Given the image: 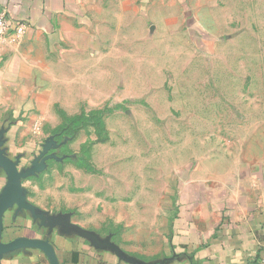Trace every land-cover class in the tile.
<instances>
[{"label":"rangeland","instance_id":"rangeland-1","mask_svg":"<svg viewBox=\"0 0 264 264\" xmlns=\"http://www.w3.org/2000/svg\"><path fill=\"white\" fill-rule=\"evenodd\" d=\"M70 39L56 113L102 123L75 121L67 160L27 178L29 198L153 259L179 177L264 159V0L111 2Z\"/></svg>","mask_w":264,"mask_h":264},{"label":"crops","instance_id":"crops-1","mask_svg":"<svg viewBox=\"0 0 264 264\" xmlns=\"http://www.w3.org/2000/svg\"><path fill=\"white\" fill-rule=\"evenodd\" d=\"M111 2L122 8L127 0H0V12L14 26L27 24L23 36L13 30L0 39V129H8L5 147L12 158L22 157L21 166L30 165L41 150L48 137L44 127L55 131L62 124L54 86L65 45L110 10ZM232 178L203 171L179 177L171 196L166 246L153 259L139 258L147 262L169 258L166 264H260L264 159L245 164ZM6 181L0 170V192ZM24 185L29 198L30 189ZM22 236L49 238L60 264H129L77 235H63L58 229L49 235L28 211L16 217L15 209H10L4 217L3 240ZM2 264L51 263L40 249L28 248L5 256Z\"/></svg>","mask_w":264,"mask_h":264},{"label":"water","instance_id":"water-1","mask_svg":"<svg viewBox=\"0 0 264 264\" xmlns=\"http://www.w3.org/2000/svg\"><path fill=\"white\" fill-rule=\"evenodd\" d=\"M8 129H0V170L6 173L7 181L0 192V264L5 256L20 250L36 248L43 251L51 264H60L56 248L49 238L17 237L11 241L3 240L4 217L8 210L15 209V216L28 211L40 227L49 229L51 235L56 229L63 235H77L86 239L98 250H106L114 253L121 261L129 264H166L170 259L164 258L158 262H147L135 255L126 252L113 240V235L102 236L98 232L87 229L73 221L72 212L51 213L31 202L28 198V190L24 180L38 176L48 168L49 160L64 161L66 155L59 156L56 150L67 142V139L59 142L55 135H50L42 144L38 154L34 156L28 166H21L22 157L12 158L5 144V135Z\"/></svg>","mask_w":264,"mask_h":264},{"label":"trees","instance_id":"trees-1","mask_svg":"<svg viewBox=\"0 0 264 264\" xmlns=\"http://www.w3.org/2000/svg\"><path fill=\"white\" fill-rule=\"evenodd\" d=\"M60 113H61V116L63 117V119H65L66 121L63 124H61L59 127H57L56 130L54 131V134L56 135V139L59 142H62L64 140L65 136H70V134L72 135L73 133H75L73 131L72 127H73V124L75 123L76 120H82L84 117H88L87 120H91V118H92V120H97L99 123H102L100 117L97 115L86 116L83 113L78 117L70 118L67 116V114L64 111L61 110ZM64 147H65V144L56 150L58 155H62V156L64 155V152H63ZM68 159H70V158H68ZM77 161H79V160H77ZM82 164H84V166H86V168L89 170L94 169L88 160H84V162H82Z\"/></svg>","mask_w":264,"mask_h":264},{"label":"built area","instance_id":"built-area-1","mask_svg":"<svg viewBox=\"0 0 264 264\" xmlns=\"http://www.w3.org/2000/svg\"><path fill=\"white\" fill-rule=\"evenodd\" d=\"M15 31L17 36H23L27 30V24L22 22L16 26L12 24V21L5 12H0V39L7 38L12 31ZM260 264H264V258Z\"/></svg>","mask_w":264,"mask_h":264}]
</instances>
